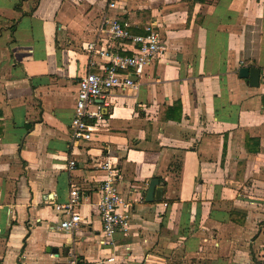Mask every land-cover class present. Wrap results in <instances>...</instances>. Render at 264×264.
I'll return each mask as SVG.
<instances>
[{"label":"crops","instance_id":"1","mask_svg":"<svg viewBox=\"0 0 264 264\" xmlns=\"http://www.w3.org/2000/svg\"><path fill=\"white\" fill-rule=\"evenodd\" d=\"M110 1L0 0V264H66L72 251L82 262L116 252L127 258L117 264H264V0ZM104 17L135 35L154 23L165 50L138 90L112 92L90 141H73L85 47ZM242 67L260 69L258 86ZM108 156L135 201L112 243L97 206ZM153 179L163 194L148 202ZM73 185L83 222L70 232L54 205Z\"/></svg>","mask_w":264,"mask_h":264},{"label":"built area","instance_id":"2","mask_svg":"<svg viewBox=\"0 0 264 264\" xmlns=\"http://www.w3.org/2000/svg\"><path fill=\"white\" fill-rule=\"evenodd\" d=\"M121 0H112L110 9L116 8ZM100 38L87 43L89 70L78 82L74 115L70 124L73 141H90L94 131L99 129V121L110 106V95L114 90H138L139 84L134 80L140 77L152 61L160 57L165 50L159 29L154 23L146 26L145 35H135L130 31L128 23L116 18L104 17L100 26ZM130 43L134 50L131 55L124 50ZM105 173L99 186L97 203L103 225V234L108 243L113 242L116 233L127 234L131 227V213L135 201L124 197L120 191L121 171L109 156L100 163ZM68 171L77 172L76 161L70 159ZM138 191V187L135 188ZM81 189L73 185L67 203L54 205L56 212L65 214L67 219L60 223L62 230L75 232L83 222L81 213L76 212L80 205ZM143 197L139 196V201ZM127 258L116 252L105 258L82 262L76 253L70 252L66 264H117Z\"/></svg>","mask_w":264,"mask_h":264},{"label":"water","instance_id":"3","mask_svg":"<svg viewBox=\"0 0 264 264\" xmlns=\"http://www.w3.org/2000/svg\"><path fill=\"white\" fill-rule=\"evenodd\" d=\"M260 69L258 68H249V67H242L239 70L240 77L246 78L249 80V83L252 86H258L260 83ZM159 180L153 179L150 183L148 194L146 201L152 202L154 199H161L163 194V188L157 187L159 185ZM156 191V193H155ZM155 193V194H154Z\"/></svg>","mask_w":264,"mask_h":264}]
</instances>
